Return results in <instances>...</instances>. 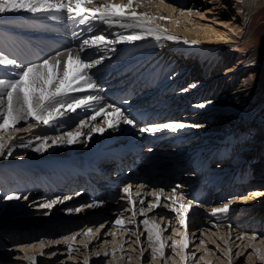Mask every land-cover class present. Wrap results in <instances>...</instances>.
I'll return each instance as SVG.
<instances>
[{
  "label": "bare ground",
  "instance_id": "obj_1",
  "mask_svg": "<svg viewBox=\"0 0 264 264\" xmlns=\"http://www.w3.org/2000/svg\"><path fill=\"white\" fill-rule=\"evenodd\" d=\"M151 1H154V0H151ZM206 1L208 3L209 2L213 3V2H219L221 0H206ZM238 1H241V2H238ZM238 1L237 2L232 1L231 3L232 5L236 3L237 10L243 9L241 12L242 14H244L245 20L237 26L238 27L237 29H239V32L236 35L238 34L239 35L235 36L233 34L234 33L233 31L232 32L228 31L227 28L224 26V24L231 25L229 24V22L223 19L224 17H221L217 21H213L211 19L212 17L204 16L205 13L214 12V10H212L210 6L205 7L206 9L204 10V12H199V10L197 11L196 9L189 8L190 4L189 3L185 4V2L181 0H162V5L168 10L169 17L167 19H156L155 23H158L162 26H167L168 27L167 29L171 31V32H168V34L173 35L178 38H183L184 40L187 41V44H184V47L182 50L188 49L191 52L192 58L195 59V65L193 67L196 68L198 65L200 66L198 67L199 69H195L194 71L191 69L189 73H188V69H185L184 71L176 75V76L184 75V78L170 77L168 74L170 73L171 70L173 73L176 68L167 70V68L163 66V63L162 64L160 63L159 58L154 60V62H156L155 64L153 62L152 64L149 65L148 61L151 62L154 58L155 54L153 53L149 56L140 55L141 59L138 60L137 62L132 61L134 65L131 67H127L128 68L127 70L124 67H122L123 65H120L122 69L118 70L116 66L119 65V63L122 64L124 62H127V61H124V59L127 58L125 51L126 50L128 51L137 45V44L134 45V44L129 43V45L127 44L123 46L124 50L120 54L117 52L118 49H115V51H111V48L106 49L104 51L105 55L109 54L110 56L107 55L108 56L107 58L104 57V62L95 64L92 68L87 70L88 74L91 76V78L95 81L97 85L101 83L104 86L103 90L99 92L92 91L91 94L95 95V93L97 92L103 98L102 93L104 91L106 92V94L111 95L112 98L115 100H118L119 98L122 104L128 107L129 106L138 107L136 103L140 100L138 99L137 100H126L124 97H120L119 94L117 93L123 92L120 95L126 96L128 94L127 92L136 91V94H138L139 97H150L151 98L152 96H155L153 100L151 101L148 100L146 103L143 102L141 105L150 106L151 103H156V106L162 105L163 108L170 105L174 108L169 113L170 115L169 117L173 120L177 119L176 118L177 114H175L176 112L183 113L184 109L182 108V104L184 102H189L190 97L192 96V99L195 101L196 110L198 112L205 111V110H214V111H217L216 115L217 114L224 115L223 123L227 122L229 119H234L232 120V122H230V124L232 125L233 124L248 125L254 122L255 124H259V126L262 127L261 129L264 130V116L261 115V112H260V109L264 108V97L262 99L255 100V104L253 106H250V104H247L249 102L248 99L250 98V95H249V89L245 86L246 85L245 79L243 78L244 73H246L245 69L248 66L255 65V64L256 65L259 64L260 66L264 65V50L258 49V50H253V51L248 52V55L242 61H240L241 62L240 64L238 63V59L236 61V57L233 59L230 56V54H228L229 56L227 57H225L224 55V48L232 47L234 43L241 41L239 39L240 37L244 38L249 33L250 27L248 25L249 24L252 25L253 18L256 15L257 16L262 15V12L264 11V0H238ZM110 2H115L116 4H123L124 1L123 0H117V1L110 0ZM105 3H108V2L104 1L102 3H99V1L97 2L95 1L93 5H88V7L101 6ZM221 4L222 5L218 7L224 6V3H221ZM149 8H150V11H149ZM155 8H156V11L153 8L154 14L152 15L156 17H163L162 16L163 13L160 12L161 4L158 3ZM151 9H152L151 7L143 5V9L137 8V12H140V13L147 12L150 14ZM7 15H10L12 19L6 20ZM16 16L17 14L15 13H9V14H4L2 17H0V21L2 20L6 21L5 25H3V23L0 22V26H2L4 29L17 30L19 32L26 34V36L18 37L15 34H10L0 29V35H2V38L8 37L9 39L14 40L15 51L19 48L20 38H23V39H26V37L30 38L32 30L35 29V26H38L37 23L25 21L23 20V18L14 19ZM44 19H47V16ZM203 19L212 21V22L203 21ZM98 23L99 21H92L90 22L89 25H85V26L92 27L93 24H98ZM181 23L188 24L189 26L186 29H183L181 28V25H182ZM116 28L122 29L119 27H116ZM232 28L236 29V27L234 26H232ZM40 29H41V26L37 30H40ZM127 30L133 31L134 29H127ZM83 32L84 31L82 30L79 31V33H82L80 36L83 35ZM85 33H88L89 36L94 34L93 30L92 32L86 31ZM158 42L159 41L157 40L153 41V43H158ZM192 42H195V43H192ZM205 46L210 47V49L212 50L206 49ZM5 48L8 49L7 46H5ZM199 49L200 50L203 49V53H206V56L204 58L202 57L200 59L201 55H197L198 53L197 50ZM98 52H99V48H94L92 50L91 56L88 57V59L92 60L94 57H97ZM3 54L8 56L9 58L19 60L13 51L6 50ZM52 55H55V54H52ZM177 57L180 59L174 61L175 64L177 61L182 60L181 56H178V54H176L172 58L174 59ZM233 60L236 62L235 64L228 66V69L225 72H219L223 64L227 62L232 63ZM19 63L23 64L21 61ZM137 65H138V70H134L133 72L134 75H131L129 70L135 69L134 67ZM237 66H243V67L237 68ZM15 69H18V68H15L12 66H8V67L0 66V76H10L12 73H14L13 70ZM147 69L149 70L152 69V70L150 72V71H147ZM140 70L143 71V74L138 72ZM210 71H215L216 73L209 79H206ZM120 72L122 73L127 72V74L125 76H120L121 75ZM91 73L93 74V77ZM116 76H118V78H116ZM184 81H186V84ZM190 82H192V84L188 88L195 89V92H196L195 94H193L192 91L189 92L187 87H184V85H187ZM192 85H195V87H191ZM148 87H151V90H149V92H142L143 88H148ZM160 88H164L165 91H168V94L164 96H160L161 92L158 91V89ZM184 89H187V91H184ZM75 95H79V94H75ZM127 101H128V104H127ZM199 104H204L205 107L200 108L198 107ZM174 106H177V107H174ZM85 111L86 109H78L75 113L80 114V113H85ZM212 114L213 113L208 115V117H210L208 119L215 118L216 115L215 114L212 115ZM194 116L199 117V114H195ZM76 119L77 118L72 115V112H68L64 117L59 118V120L55 122V124L52 127L41 125L43 127L40 126L33 131L35 135L49 137L48 144L51 146L48 147L46 151H43L42 154H44V156L40 155V157H38L37 159H33V158L27 159L26 157L27 156L29 157L28 153L14 157L13 160L16 161L20 159L21 161H23V163H25L24 165H16V166L12 165V166L0 167V196L9 195L11 193H19V191H21V189L23 188H26L27 192L30 195L35 194V191L32 190V187H34V185L36 184V179L39 178V175H41V177L44 178L46 172L49 170L48 164L54 167L60 166L62 176H65L66 173L72 174V172H69V169L73 168V165H75V168L77 167L79 168L77 170L73 169L75 173H77V171L78 173H80L84 170L85 165L83 162H84L85 157L83 154L79 153L80 151L77 148H78V144L84 142L85 139L87 140L89 139L90 141H92L94 139L93 133H89L88 131L80 129L79 131H82L84 135L81 136L76 143L74 144H67V143L53 144L52 143V140L54 138L65 136L67 133L65 132L60 135H54L56 128H60L59 126H57V124L69 125L68 123L74 122ZM170 121L171 120H168L161 124H167V123H170ZM171 123L175 125L176 122L173 121ZM202 123L203 122H198V121H194V123L192 124L186 123L183 129H177L175 131H173L172 129H159L156 132L158 134H163V135L168 134L169 137L167 138H170V141L168 143H165L164 139L162 138L161 140H159V143H162V146L161 145H158V146L161 150H165L167 154L171 155V157L179 158V155L181 157H185L184 161H187L190 158L194 157V161L191 160L192 163L200 164L202 165V167L207 163H214V162L217 163L216 171L210 174H207V176L204 177V178H207L208 180L215 178L217 175L221 174V172L222 173L233 172L234 174H236L237 170H242V171L247 172V170H245V167L249 166L250 168H252L253 166L255 169V172L252 171L254 175L249 177L248 182H253L255 184L251 186H246V182H247L246 181L241 186H239L237 189L233 191H229L226 195L223 196V199H225L226 201H224L219 207H221L224 203H228V201H232V203L229 205L230 210L227 213V217L232 216L236 212H238V213H243L244 215L248 217H252L255 220H257L258 218H261L262 221L257 222L256 229H255V226H252L254 222H245L242 227L233 226L232 228H237L239 230V236L242 233H248L249 235L255 234L257 238L259 237L260 239L256 240V242H253V243H255L257 247L264 249V244L260 243V241L264 239V221H263L264 220V196H256L251 199H245L246 196L254 192L264 193V144H263L264 135L261 131H259V133L256 136H249L252 139L251 141L253 142L260 141L259 143H262L260 146L254 144L253 147H256V148L252 152L253 155H252V161H251V158H249L250 156L247 157V154L241 155V153H236V151L233 149V145L229 143H225V141L228 139V136H227L228 132L223 128V126H218L216 124L212 125L206 122H204V124ZM155 125H159V124L153 123L147 127L148 129H151ZM23 126L26 127V125H23ZM240 131H241V127L235 126L236 133L233 132L231 135H229L232 141L236 140L237 134ZM71 132H76V131H71ZM16 135H17L18 141L20 137H23V141L21 142H28L30 144V146L27 147V149L32 148V152L34 153L36 152L34 151V148L37 147L41 143V141L34 138L33 134L31 135V133L20 132V133H17ZM30 135L32 136V138H30ZM178 136H185V138L190 137L192 139L190 142H187L186 145H182V143L179 142V140H177V142L174 143L172 140ZM181 138L182 137L178 139H181ZM213 139L214 140L217 139V141H222V143L217 142V141L213 143L212 142ZM209 147H212L210 152L205 151V153H201V151L207 150ZM21 149H25V148L17 147L13 150V152L21 150ZM86 149L87 148H85V150ZM70 155H74L72 159L74 163H68L69 161L68 156ZM217 157H231V159L230 161H226V162H218ZM34 161H37L38 163H34ZM188 172L189 173L186 174V176L188 177V181L187 183H182V188L183 186H186L187 184L189 186V189H192V184L198 182L197 186L195 187L197 188L199 183H201L200 178L203 176H199V174L196 173V171H188ZM234 182L235 180H232V183ZM37 183H39V180ZM206 186L207 184L205 182L204 187ZM242 192H245L246 194L241 195ZM167 193L170 194V191ZM228 194H234V195L227 197ZM177 196H179L178 190H177ZM11 201H8V202L2 201L1 203L2 207H4L3 205H7L8 207H10V212L16 210L20 206L19 202H16V200H11ZM183 202L187 203V200L185 197H184ZM91 204L92 203L89 202L87 205H91ZM87 205L79 206V208L82 209L81 211H79L80 213L79 216H82V217L84 216L83 210L84 208H88ZM123 206H125V203L123 204ZM35 207H38V206H35ZM211 208L212 207H210V209ZM148 214H154V213L149 212ZM170 214L171 215L169 216L163 215L165 221H168V220H170L171 222L175 221L174 219H172L173 214L172 213ZM137 216L136 218H138L139 221L141 218H144L141 215H137ZM153 216H155V218H157L160 222H162L160 214L150 215L149 218ZM128 217L129 215H127V213L124 211L123 216L121 217L122 224H124L123 221L128 219ZM207 218L206 219L209 220V217ZM159 221H157L156 223L160 224ZM49 222L50 223H44V224L37 223L35 224L36 227L34 229L37 230L36 228H39V227L45 228V226H49V229L53 228L54 225L51 224L53 222L52 221H49ZM70 222L71 221H69V223ZM94 222H96V224L92 227L93 235L91 236L85 235L86 240L91 241L93 240V237H95L94 241L107 238L106 237L107 234L105 235L103 234L102 236H99V233L96 232V229L99 227V221L98 220L92 221V223ZM107 225L104 228L100 229L102 233L105 232ZM21 229L26 230V232L24 233L26 236H24V234L22 233L18 234L17 236L22 234L23 238L25 237L24 239L26 240L19 243V246H16L15 248L16 254L14 255L12 259L10 255L5 256V257H0V264H20V262H17L16 259L24 260V262H21V264H40L42 260L45 258V255L41 254L43 253L44 247H49L52 245H48L47 243H45V245L41 247L39 242H37L38 237L29 238L27 236L28 234L33 235L34 233L32 231L30 233L28 232L30 230L28 229V226L27 227L25 226L24 228H21ZM134 229L137 232L136 226H134ZM176 230L177 231H176L175 236L179 240H182L184 237L181 235V233H184L185 230L182 228H176ZM197 230H198V226L192 227L191 231H187V239L190 240L191 237L189 234L192 232H193L192 237L193 239H195L196 237L195 233ZM216 230L225 231V226L220 225L217 227ZM227 233H228V228H226V234H223L222 239L227 241V243L225 244L228 250L229 248H233L232 246L233 242L230 243L229 237L231 235L229 236V234ZM224 235L226 236V238L224 237ZM4 236L5 237H2V236L0 237V244L3 241H5L6 232H4ZM166 236L168 235L166 234ZM161 239H163L162 236H161ZM140 242H141V239H140ZM247 243H249V241L246 242V244ZM25 244H35L36 247L23 249L25 250L24 252L26 254V256H23L20 254V250H21V246ZM61 244H58V245H61ZM6 247L7 246L3 248L1 247L0 249V252L3 253V255H6V251H8ZM106 248L107 246H105L104 248L102 247L101 249L107 250ZM137 248H139V252H140L141 247L139 246ZM207 248L209 249V251L206 254L204 250H201V249L196 250V247H193V251L192 250L188 251L187 253L188 258L185 261H181L179 256L174 255L172 256L174 259V264H189V263L197 264V261L194 262L196 258L198 259L199 264L205 262V261L199 260L200 256H205V258L214 257L215 258L214 261L217 264L219 262V259L222 258V256L215 255L214 253L215 247H211L209 245L207 246ZM33 249H35V252H32ZM241 250L242 249H240L239 252ZM61 251H62L61 253H64V250H61ZM177 251H179V249H177ZM192 253H194V256H196L195 258L193 257ZM125 255L129 256L128 259L124 260L125 258H121L119 264H137L134 261V260L137 261V255L134 253V251L130 249V247H127ZM33 256H35L36 258L34 262L31 259V257ZM231 258L233 260L232 250H231ZM255 258H256V255H255ZM65 259L66 258L64 257L61 260L56 261L52 258L50 259V262L47 261L48 263H45V264H59V263L72 264L71 260L66 262ZM139 259H141V256ZM255 260L257 262H254L253 260L252 264H260V263L264 264V260H261L259 257ZM77 263L81 264L82 262H77ZM166 264H171V263L167 262ZM232 264L234 263L232 262Z\"/></svg>",
  "mask_w": 264,
  "mask_h": 264
},
{
  "label": "snow or ice",
  "instance_id": "obj_2",
  "mask_svg": "<svg viewBox=\"0 0 264 264\" xmlns=\"http://www.w3.org/2000/svg\"><path fill=\"white\" fill-rule=\"evenodd\" d=\"M145 3H151V0H127L126 4H116L115 2L105 3L101 6L88 7L93 5L94 0H0V17L9 13L25 12L31 15H44L52 13H63L68 19L73 20L78 25H89L92 21H99L108 26L109 29L119 27L122 29H134L138 30L132 34L125 35L123 33H112L114 39H109L103 33L94 34L87 38H83L78 48L68 49L65 52H57L55 55L42 59L39 62L29 63L27 65L20 64L16 59L9 58L8 56L0 53V66L8 67L12 66L20 69L12 73L10 76H0V156H11L13 150L17 147L27 148L30 146L28 142L23 141V137L17 139V133L27 132L33 133V131L43 126L52 127L59 118L64 117L68 112L75 113L78 109H92L93 105L103 98L99 95L91 94L92 91L98 90V85L88 74V69L92 68L95 64L100 63V60L90 61L88 59L87 52L89 49L99 48L101 45L107 47L108 45H115L118 43H124L129 41H140L145 37H153L159 41L166 39L169 41L178 40V37L167 34V30L160 27L155 23L156 19H167V17H156L147 12H137V8L143 6ZM92 27H88L87 31L92 32ZM82 33H74L79 39ZM187 43V41H185ZM195 43V42H192ZM111 51H115L112 48ZM84 53V55H82ZM191 87H195L192 85ZM187 91V89H184ZM79 94V95H75ZM198 107H205L204 104H199ZM108 109H111L114 113V119H107ZM98 117L104 118V124L108 128H117L120 123L136 126L134 118L130 117V114H126L121 108L115 104H106L98 108H95L91 115L87 119H81L79 121V128L89 127L90 121L97 120ZM19 125V127H18ZM23 125H26L23 126ZM185 125L183 123L159 124L153 126L151 129L140 128V132H156L159 129H183ZM104 132L105 128L99 125L89 127V132ZM82 131L67 132L65 136L56 137L52 140L53 144L67 143L74 144L78 139L83 136ZM37 140L41 143L34 148L36 152L46 151L51 145L48 144L49 137L36 136ZM145 185H138V189H143ZM180 185H176L171 188L170 194L165 192L164 188H153L148 195L155 197V202H148L145 205V200L140 199L138 211L135 210L136 202L131 199L130 189L132 185H126L122 191L128 195V205L124 211H131V219L129 223L137 225L136 216L141 215L144 217L140 221L143 225V229L147 232L146 242L148 248L151 249L150 257L152 261L158 259H172V256H179L181 261H185L188 258L187 252L189 249V241L187 239L188 221L190 220L189 212L193 205L192 200H188L187 203H183L184 196L181 193L177 196V190ZM139 195V192H137ZM256 196H264V193L254 192L245 197V199H251ZM161 197H165V201L161 202ZM71 197H57L46 203L39 205V207L45 209H51L54 205L61 203L63 200L70 199ZM123 199V197H121ZM6 200H20L28 199L27 195L19 193H11L4 197ZM170 201V202H169ZM102 202L96 204L87 205V207H96ZM232 201L224 203L221 207L212 209V214L227 213L230 208L229 205ZM203 207V205H200ZM156 208L166 210L172 213V219L176 220L184 229V233L181 235L184 237L182 240H173L172 236L176 234V229L173 228L172 233L166 238L161 239L162 233L166 231V228H161V225L155 223V216L149 218L148 213ZM82 209L77 208L75 211L79 212ZM160 214V213H158ZM123 213L117 217L113 226H122ZM161 219L164 216L161 215ZM104 224H100L96 229L99 232L101 228H104ZM128 229H125L127 231ZM85 235H93L92 228H87ZM79 233H73L62 237V239L39 241L41 247L47 243L48 245H58L61 243L67 244L69 252L74 249L70 241H74ZM107 235L115 237L114 231H109ZM132 235L136 237L135 242L140 243V235H137L136 231H132ZM231 233H229V236ZM237 239L243 241L247 239V243L244 247L250 248L253 252L247 257L248 260L252 259L253 255L258 256L261 260H264V249L257 247L254 241L257 240L255 234L249 235L248 233H242ZM168 240H171V244H168ZM111 241V243H114ZM105 244L110 241L105 240ZM214 243V242H213ZM227 243V241H225ZM264 244V239L260 241ZM203 246L205 253L207 254L209 249L204 244V241H200L198 247ZM35 244H25L21 246V249L34 248ZM88 247L87 244L84 245ZM239 247V245H237ZM123 251V246H120ZM171 249L172 255L166 257L165 249ZM219 248V245H217ZM179 249V251H177ZM148 249L141 248L140 256L144 257L145 251ZM116 249L110 254L107 250L103 252L105 257L109 255L115 256ZM223 252L224 250L221 249ZM43 255V253H41ZM55 253H53L54 255ZM243 249L236 253V256H242ZM95 256H101V252L94 253ZM194 257V253H192ZM224 255L228 257L229 264H232L231 248H229ZM33 262L35 256L31 257ZM205 256H200L199 260H204ZM83 264H89L88 258H85ZM197 264L199 262L197 261Z\"/></svg>",
  "mask_w": 264,
  "mask_h": 264
},
{
  "label": "rangeland",
  "instance_id": "obj_3",
  "mask_svg": "<svg viewBox=\"0 0 264 264\" xmlns=\"http://www.w3.org/2000/svg\"><path fill=\"white\" fill-rule=\"evenodd\" d=\"M95 1L97 2L98 0H94V2ZM193 1H195V4H192V5L190 4L189 8L196 9L197 11L199 10V12H204V10L206 9L205 7L210 6L212 8V10H214V12L205 13L204 16L212 17L211 19L213 21H217L221 17H224L223 19L225 21L229 22V24H231V25L224 24V26L227 28V30L231 31V32L233 31L234 32L233 34L235 36L239 35V34L236 35L239 32V29H237L238 28L237 26L245 20L244 14H242V12H241L243 9L237 10L236 9V3H234L233 5L231 3L232 1L237 2L238 0H221L219 2H213V3H211V2L208 3L206 0H193ZM109 2H110V0H108V3ZM238 2H241V1H238ZM158 3L161 4L160 12L163 13L162 16L168 18L169 13H168V10L162 5V0H154V1H151V3H145L144 5L152 8L151 13H150L152 15V14H154L153 8L156 11L155 7ZM221 3H224V6L218 7V6L222 5ZM138 8L143 9V6L138 7ZM149 11H150V8H149ZM158 11H159V9H158ZM197 20H198V18H197ZM203 21L212 22V21H208L205 19H203ZM181 24H182L181 28H183V29H186L189 26L188 24H184V23H181ZM95 25H97V24H93L92 27H94ZM232 26L236 27V29L232 28ZM248 26L250 28H249V33L246 35V37H244V38L240 37L239 39L241 41L234 43L232 47L224 48L225 57L229 56L228 54H230V56L233 59L236 57V61L238 59L239 64L241 63L240 61H242L248 55V52L253 51V50H258V49L264 50V11L262 12V15H258V16L256 15L252 20V25L249 24ZM163 27L168 28L167 26H163ZM127 44L129 45V42L125 43L124 45H127ZM205 48L208 50H212V49H210V47L205 46ZM197 51H198L197 55H201L200 59L204 55H206V53H203V49H201V50L199 49ZM235 63L236 62L233 60L232 63L227 62V63L223 64L221 66L219 72H225L228 69V66L235 64ZM258 65L255 64V65L248 66L245 69L246 73H244V75H243L244 76L243 78L245 79V84H246L245 86L249 89L250 98L248 99L249 102L247 104H250V106H253L255 104V100L262 99L264 97V65H261V66L260 65L258 66ZM198 67H200V66L197 65V68ZM238 67H243V66H237V68ZM193 69H195V68L192 67V70ZM190 70H188V72ZM215 73H216L215 71H210L206 79H209ZM92 77H93V74H92ZM116 78H118V76H116ZM186 86L184 85V87H186ZM190 101H193L192 96L190 97ZM174 107H177V106H174ZM184 112H185V110H183V113ZM260 112H261V115L264 116V108H261ZM183 113H181V114H183ZM193 113L199 114V117H196L194 115L191 116L194 121L203 122L202 124H204V122H206V123H209L212 125L216 124L218 126H223V128L226 131L229 130V129H227L226 126H229L230 122H232V120H234V119H229L228 120L229 122L227 121V122L223 123V120H224L223 116L224 115L223 114H217L216 115L217 111H214V110H205V111H200V112H198L197 110H194ZM211 113H213L212 115L215 114L216 116H215V118L208 119V118H210V117H208V115ZM176 118H178V117H176ZM188 120H190V119L188 118ZM241 125H242V127L247 128L249 130L251 129L252 126L254 128L259 126V124H255L254 122L251 124H248V125H246V124H241ZM230 126L240 127L239 124H233V125L230 124ZM244 128H241V131L237 134V137L239 135L241 137L242 141L246 140V142L248 143L247 151L253 148L252 149V152H253V150L256 148V147H253L254 144L260 146L262 143H259L260 141H257V142L251 141L252 139L249 136H256L259 133V131H256V133H257L256 134V133H254L255 130H253L251 132L252 135H247L246 133H243ZM233 132H235V128L233 129L231 134ZM32 134H33L34 138H36V136H39V135H35V133H31V135ZM55 134L60 135L61 133L54 132V135ZM231 134H227L228 139L225 141V143H229V144L233 145V143H232L233 141L231 140V137H229V135H231ZM31 135H30V138H32ZM217 142L222 143V141H217ZM263 144H264V141H263ZM233 149H235L234 146H233ZM235 151H236V153H240L239 149L235 150ZM27 153L29 155V157L28 156L26 157L27 159L28 158L37 159L38 157H40V155L44 156V154H42L43 152H38V153L35 152L34 153V152H32V148L31 149L25 148V149H21V150L13 152V154L11 156H7V157L0 156V167L12 166V165H15V166L16 165H24L25 163H23V161H21L20 159H18L16 161L13 159L15 156L27 154ZM241 155H243V154H241ZM217 158H218V162H226V161H230V159H231V157H217ZM34 163H38V162L34 161ZM11 180H12V178H11ZM254 184L255 183H253V182H248V181L246 182V186H251ZM19 194L27 195L28 199L27 200H25V199L16 200V202H19L20 206L12 212H10V207H8L7 205H3L4 207H2V204H1L2 201L3 202L9 201V200L4 199V197L6 195L0 196V237L1 236L5 237L4 232H6V238H8V239H9V235L17 236L20 233L24 234L26 232V230H22L21 228H24L25 226L26 227L28 226V229H30L28 231L29 233L31 231L32 232L38 231V233L36 234L37 236H33L34 234L31 235V236H33L32 238L38 237L37 242H39L41 240L47 242L50 240L60 239L66 235H71L74 232L79 233V235H77V237L74 241H70V243L74 249L71 253L69 252L68 245L64 244V243H62L61 245H52L49 247H44L43 255H45V258L42 260V262L40 264L48 263V262H50V259H52V258L54 260L58 261L64 257L66 258L65 259L66 262L71 260L72 264H79L77 262H82L81 264H83L85 258L89 259V264H119L121 258H125L124 260H127L129 257V256L125 255L127 247H130V249L132 251H134V253L137 255V261L134 260L135 263H137V264H148V262L151 261V257H150L151 249L148 248V243L146 242V238L144 235L145 233L143 232L144 229L139 228V229H137V232H136L137 235H140L141 232L144 233L143 235H140V239H141L140 244H137L135 242V240H136L135 236L132 235V231H135L134 227L131 225H126L125 223L122 224V226H115V227L113 225H111L110 223L109 224L107 223L108 225H107V228L105 229V232L102 233L101 230L98 232L99 236H102L103 234L104 235L107 234L109 231H114L115 232L114 238H113V236L106 235L107 238L102 239V240L99 239L100 241L99 240L94 241L95 237H93V240L89 241V240H86L84 230H86L89 227L92 228L96 224V222H94V223L88 222V224L84 223V225L81 224L80 226H72L75 222L66 223V222L59 221L55 224V220H57V219L59 220L63 216L61 214L56 215L53 212L54 211H56V212L62 211L65 208L64 206L61 205L60 207H58L59 206V203H58L52 207V211H51L50 209H45V208L39 207V205L48 202L47 201L48 198L46 195L45 196H42V195H36L35 196V194L30 195L27 192L26 188L21 189V191H19ZM243 194H246V193L242 192L241 195H243ZM11 202H13V201H11ZM82 203H83V205H87L89 203V201L81 202L80 204H82ZM74 205L75 204H72L71 206H74ZM35 206H38V207H35ZM121 213H123V212H120V214ZM126 213H127V215H132L131 211H127ZM79 214H80L79 212H73L72 211L69 214H67V217L68 218L69 217L72 218L73 216L82 217V216H79ZM64 216H66V214ZM149 216L150 215H148V217ZM49 221L53 222V223H51L54 225L53 228L49 229V226H45V228L39 227V228H36L37 230L34 229L36 227L35 224H37V223H43V224L44 223H50ZM140 221H141V219H140ZM162 222H164V224H166V225L168 223H171L170 220L165 221L164 219L162 220ZM165 222H167V223H165ZM105 223H104V225H106ZM60 224L62 226L59 228ZM100 224H101V222H99V225ZM134 226H136V225H134ZM242 226H243V224H242ZM226 228H228V227L225 226V231L224 230H216V229L212 231L213 233H215V237L212 239V240H214L213 241L214 244H211L210 246L215 247L214 253L216 256H222V258L219 259V262H218L219 264H229L228 257L224 255V252L227 251V246L225 244V240L222 239L223 234H226ZM125 229H128V230L125 231ZM255 229H256V227H255ZM229 233H231V236L229 237L230 243L233 242V245H232L233 248H231L232 256H233L232 262L234 264H252L253 260H254V262H257L255 259H257L258 256H256V258H255V255L252 256L251 260L247 259V257L251 254V252L253 250L250 248L244 247L246 245V242H248L246 239L243 241L237 239V237L239 236V230L237 228H230L229 227L227 234H229ZM22 234L17 236L20 238L18 240L10 241V242L6 243L5 245H2V243L0 244V249H1V247L3 248L5 246H7L6 248L8 250V251H6V255H3V253L0 252V257H5L8 255L11 256V259L14 257V255L16 254V250H15L16 246H19V243L26 240V239H24L25 237L23 238ZM28 235H30V234H28ZM189 235H190V237L193 236V232L190 233ZM24 236H26V235L24 234ZM233 236H235V237H233ZM162 237H163V239H166L168 236H166V234L162 233ZM224 237L226 238L225 235H224ZM6 238H5V240H6ZM113 239L115 242L111 243V241H113ZM258 239H260V238L258 237L257 240ZM103 240L104 241L105 240L110 241V243L105 244ZM254 242H256V241H254ZM85 244L88 245L87 248L84 247ZM121 245L123 246V251H121V248H120ZM217 245H219V248H217ZM237 245H239V247H237ZM105 246H107L106 249L110 254L113 252V249H116L114 257L112 255H109L108 257H105L103 255V252L105 251V249L102 250L101 248L102 247L104 248ZM139 246L141 248L148 249L147 251H145L144 257H141V259H139L140 258V252H139V248H137ZM235 246H236V248H235ZM193 247H195V246L194 245L191 246L188 251H191V250L193 251ZM221 249H223L224 251L222 252ZM240 249H243L244 254L242 256L238 257V256H236V253L239 252ZM61 250H64V253H61L62 252ZM24 251L25 250L21 249L20 254L23 256H26ZM97 251L101 252V256L97 257L94 255V253ZM32 252H35V249H33ZM53 253H55V254L53 255ZM165 254H166V257L170 255L168 250L165 252ZM51 256H52V258H51ZM195 257L196 256H194V258ZM16 260H17V262H20V264H21V262H24V260H22V259H16ZM214 260H215L214 257L205 258L204 260H202L205 262L200 263V264H216V262ZM196 261H198V259L194 260V262H196ZM167 262L174 264L173 257H172V259H167V260L158 259L156 261H152L151 264H166ZM59 264H61V263H59ZM189 264H191V263H189Z\"/></svg>",
  "mask_w": 264,
  "mask_h": 264
}]
</instances>
